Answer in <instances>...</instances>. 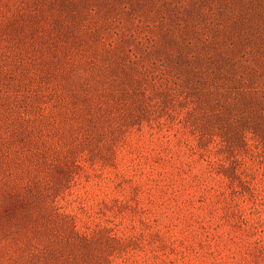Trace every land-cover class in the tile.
<instances>
[{"label": "rangeland", "instance_id": "1", "mask_svg": "<svg viewBox=\"0 0 264 264\" xmlns=\"http://www.w3.org/2000/svg\"><path fill=\"white\" fill-rule=\"evenodd\" d=\"M198 2L0 0V141L41 116L47 141L36 155L10 141L0 264H264V144L247 134L232 151L199 135L190 123L206 108L171 67L165 34ZM85 78L98 84L83 107ZM147 103L157 113L120 126ZM64 161L79 167L58 189ZM66 223L90 243L73 246Z\"/></svg>", "mask_w": 264, "mask_h": 264}, {"label": "trees", "instance_id": "2", "mask_svg": "<svg viewBox=\"0 0 264 264\" xmlns=\"http://www.w3.org/2000/svg\"><path fill=\"white\" fill-rule=\"evenodd\" d=\"M232 1L237 7L217 0V10L230 11L229 15L216 17L212 8L215 0H199V4L186 14L185 24H178L174 31L167 30L165 43L171 49L170 55H174L170 63L178 72L175 74L178 87L187 92V99L206 108L205 112L193 115L190 125L202 137L214 132L228 148L235 151L245 145L247 134L264 144V87L261 86L264 81V0ZM174 49L175 52L172 51ZM142 68L146 69V66L142 65ZM261 76L262 79L259 78ZM182 78L183 83L180 81ZM97 84L96 80L88 78L79 83L77 89L80 90L75 94L77 104L84 107L90 96L95 95ZM146 91L142 88L143 97ZM156 107L157 103L140 105L141 113L131 114L120 126L134 125L135 120L141 121L157 113ZM43 118L41 116L31 127L14 130L11 137L1 138L0 168L12 164L11 156L16 152L10 141L18 136L34 145L35 155L42 152L41 146H47V141L39 137ZM49 148L58 149L50 145ZM103 160L114 163L116 150L108 149ZM66 162L57 179L58 189L71 180L70 169L79 167L76 161ZM39 182L37 178L35 183ZM51 201L54 206V198ZM64 227L69 229L73 246L90 243L86 237L78 235L75 225L66 223ZM67 249L72 251L69 246ZM111 255H103L93 264L109 263Z\"/></svg>", "mask_w": 264, "mask_h": 264}]
</instances>
